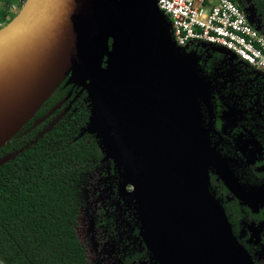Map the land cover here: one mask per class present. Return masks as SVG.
Returning a JSON list of instances; mask_svg holds the SVG:
<instances>
[{"label":"water","instance_id":"water-1","mask_svg":"<svg viewBox=\"0 0 264 264\" xmlns=\"http://www.w3.org/2000/svg\"><path fill=\"white\" fill-rule=\"evenodd\" d=\"M155 2L27 0L0 30V93L8 92L0 123H16L0 148L62 85L80 87L92 116L79 139L98 130L112 136L106 160L115 158L124 183L135 188L157 263L255 264L210 193V172L251 208L264 204V186L242 185L234 160L219 151L223 138L212 142V84L200 76L196 54L172 52L170 25Z\"/></svg>","mask_w":264,"mask_h":264},{"label":"trees","instance_id":"trees-1","mask_svg":"<svg viewBox=\"0 0 264 264\" xmlns=\"http://www.w3.org/2000/svg\"><path fill=\"white\" fill-rule=\"evenodd\" d=\"M0 2H17L18 7H23L22 0ZM242 2L245 8L253 6L257 17L253 25L262 27L264 32V0ZM14 19L0 12V24L6 26ZM203 49L209 50L191 47L189 54L206 55ZM213 55L210 65L215 67L220 56ZM103 66H108L107 59ZM213 67L208 71L198 69L205 81ZM247 71L258 87L264 88V79ZM204 112L207 120L205 109ZM47 116L44 123L36 126ZM91 116L87 92L65 83L35 118L0 148V264H89L80 234L82 210L88 206L89 177L97 171L120 169L115 158L106 160L108 148L114 151L111 135L105 138L98 130L79 139ZM214 123L224 139L219 151L234 160L231 168L236 176L243 173V181L251 186L264 184V144L256 145L250 155L244 154L242 134L238 130L223 131L219 119ZM211 140L218 142L214 134ZM210 178V193L224 207L238 242L251 253L248 245L251 242L241 236V230L246 220L255 221L259 227L264 213L253 215L234 198L215 172H210ZM151 257V264H158Z\"/></svg>","mask_w":264,"mask_h":264},{"label":"flooded vegetation","instance_id":"flooded-vegetation-1","mask_svg":"<svg viewBox=\"0 0 264 264\" xmlns=\"http://www.w3.org/2000/svg\"><path fill=\"white\" fill-rule=\"evenodd\" d=\"M214 53L220 56L217 58L215 67L210 65V61L214 59ZM205 54L196 55L199 58L198 69L205 68L208 71L213 67L210 78L206 81L212 84L211 104L215 114L214 122L218 119L221 120V115L231 107H236L238 111H241L243 113L241 121L233 129H227L226 132L238 130L243 136L242 141L244 140L243 147L245 146V149L243 152L250 155L256 145L264 144V88H259L256 81L251 78L248 69L233 58L221 55L217 51H213L212 54L211 50H206ZM218 112L221 114L218 115ZM208 120L209 116L206 122ZM37 123L36 126H38ZM216 132L214 135L219 142L223 137L221 133ZM232 163H230V167ZM244 176L242 173L241 176L236 177L247 188L264 186V184L251 186L243 181ZM108 177L112 179L110 198L115 204L104 205L103 203L102 206L98 186L100 181ZM124 182L121 169L97 171L89 177L86 191L88 206L83 207L80 220V234L87 251L89 264H151V243L139 221L138 207L133 196L135 188L132 185L126 187ZM117 202L121 205L118 203L124 222L131 229L129 235L121 238L120 241L117 229V222L120 220L118 211H115V214H111L109 211L116 207ZM246 208L253 215L260 216L262 212L264 213V204L258 205L256 208H251V206H246ZM263 217L264 214L259 227L256 226L255 221L246 220L244 221L245 227L241 230V236L251 242L248 244L251 246V253L244 248L253 258L255 264H264ZM125 228L127 229V227ZM112 242L113 244H111Z\"/></svg>","mask_w":264,"mask_h":264},{"label":"built area","instance_id":"built-area-1","mask_svg":"<svg viewBox=\"0 0 264 264\" xmlns=\"http://www.w3.org/2000/svg\"><path fill=\"white\" fill-rule=\"evenodd\" d=\"M154 9L168 19L174 54L206 46L264 79V32L248 20L242 0H156Z\"/></svg>","mask_w":264,"mask_h":264},{"label":"rangeland","instance_id":"rangeland-1","mask_svg":"<svg viewBox=\"0 0 264 264\" xmlns=\"http://www.w3.org/2000/svg\"><path fill=\"white\" fill-rule=\"evenodd\" d=\"M249 1L250 0H248V2ZM22 8L18 7L17 2L15 4L0 2V12L8 13L9 19H11V16H14L16 18L20 14ZM245 10H246V15H247L248 20L253 24L257 22V17L255 15L253 6L251 5L250 8L249 7L245 8ZM165 19L168 22L167 17H165ZM3 26H5V24H0V30L2 29ZM257 28L262 30V27L260 26ZM224 113H227L226 115L227 118H225L223 122V125L226 129H233L237 125V123L240 122L241 119L243 118V113L241 111H238L236 107H231L230 109H227ZM126 187H129V186L126 185ZM98 190L101 194L100 202L102 206H103V203L104 205H114L115 204L114 202H112V199L110 198V194L112 191V179L110 177L105 178L102 181H100ZM118 203L119 202H117V205L115 208L110 209L109 211L111 214H115V211H118L120 220H118L117 222V229H118L119 241H120L121 238H125V236L129 235L131 229L124 222L122 211L120 209L121 205L119 203L120 205L119 206ZM125 227H127V229ZM111 244H113V242Z\"/></svg>","mask_w":264,"mask_h":264},{"label":"bare ground","instance_id":"bare-ground-1","mask_svg":"<svg viewBox=\"0 0 264 264\" xmlns=\"http://www.w3.org/2000/svg\"><path fill=\"white\" fill-rule=\"evenodd\" d=\"M8 92L0 93V108L3 106L5 100L7 99ZM12 127V128H10ZM16 129V123L14 124H1L0 123V140L9 137Z\"/></svg>","mask_w":264,"mask_h":264},{"label":"crops","instance_id":"crops-1","mask_svg":"<svg viewBox=\"0 0 264 264\" xmlns=\"http://www.w3.org/2000/svg\"><path fill=\"white\" fill-rule=\"evenodd\" d=\"M3 27H4V26H3ZM3 27H2V28H3Z\"/></svg>","mask_w":264,"mask_h":264}]
</instances>
